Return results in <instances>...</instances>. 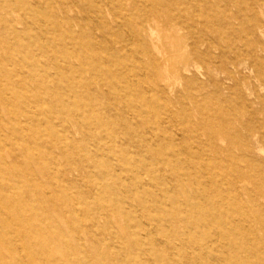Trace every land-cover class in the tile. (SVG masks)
<instances>
[{"label":"rangeland","instance_id":"374dc122","mask_svg":"<svg viewBox=\"0 0 264 264\" xmlns=\"http://www.w3.org/2000/svg\"><path fill=\"white\" fill-rule=\"evenodd\" d=\"M0 264H264V0H0Z\"/></svg>","mask_w":264,"mask_h":264},{"label":"bare ground","instance_id":"6f19581e","mask_svg":"<svg viewBox=\"0 0 264 264\" xmlns=\"http://www.w3.org/2000/svg\"><path fill=\"white\" fill-rule=\"evenodd\" d=\"M127 14V13H126ZM116 23H117V20H116ZM149 21L148 20H144L141 25H140V31H138L137 33H133V32H130V35L132 36V38L134 40H136L138 42V46H139V49L141 51V54L144 55V56H147L148 58H150L151 60L153 59V55H152V52L150 50V47L149 45L147 44V38H148V28H147V25H148ZM138 26V25H137ZM118 28H117V24H114L113 25V30L116 31ZM106 38V37H105ZM123 44L125 46H127V39L123 38ZM81 43V42H80ZM84 48V47H83ZM130 54V53H129ZM112 58V57H111ZM126 59V58H125ZM123 60V61H119L117 60L115 57H113L111 59V63H110V69H111V72L113 74V76L115 78H117V75L122 77L126 83H129L131 84V79L129 77V74L127 72V69H129V63L128 61L126 60ZM83 63V61H80ZM63 64V63H62ZM82 65V64H81ZM76 79V78H75ZM166 79L169 80V77L166 76ZM78 80V79H77ZM134 80V79H133ZM79 81V80H78ZM165 81V79H164ZM149 93V92H148ZM149 95V94H147ZM146 95V96H147ZM148 98V97H147ZM151 98V97H150ZM149 99V98H148ZM150 100V99H149ZM124 114V113H123ZM127 114V113H126ZM134 115V114H133ZM180 139V138H179ZM148 148V147H147ZM201 161V160H200ZM207 170V169H205ZM208 181V180H207ZM130 210V209H129ZM226 226V225H225Z\"/></svg>","mask_w":264,"mask_h":264}]
</instances>
